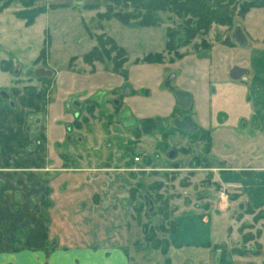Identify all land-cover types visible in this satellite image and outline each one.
<instances>
[{
    "label": "rangeland",
    "instance_id": "374dc122",
    "mask_svg": "<svg viewBox=\"0 0 264 264\" xmlns=\"http://www.w3.org/2000/svg\"><path fill=\"white\" fill-rule=\"evenodd\" d=\"M244 2L232 0L228 5L234 10L230 24L212 23L208 30L187 38L179 30L185 18L169 9L157 13L155 26H126L113 17H104L107 0H37L34 4L44 6L46 11L32 26L20 27L22 49L13 40L4 42L9 54L21 63L11 77H17L16 82L25 84L27 90L39 87L45 96L52 93L48 99L52 96L53 100L54 91L69 86L64 98L69 103L71 98L81 102L78 116L70 118V134L83 135L87 142L90 139V143L98 144L101 162L109 159V166L126 168V184L131 186L126 202L131 226L126 246L129 264H183L186 259L192 264H264V209L253 210L242 199L241 206H236V200L231 206L230 198L236 199L241 191L233 182L220 183L213 178L211 170L217 164L210 157V139L199 132L182 133L172 125L175 118L193 108L190 105L188 110H181L173 90L182 88L196 103L193 82L196 88L204 83L219 92L222 72L243 61L260 65L257 72L264 76V6L251 7L242 14ZM21 8L15 2L6 13L14 14ZM237 24L247 34L249 47L232 42L230 36ZM108 39L125 50L123 57L112 49ZM93 47L102 49V54L108 50L109 58L104 54L103 61H85L84 54ZM116 63L118 69H114ZM37 68L70 73L73 79L62 82L52 74L37 76ZM13 70L11 66L9 71ZM204 71L213 72L212 78L210 74L204 76ZM126 84L125 93L122 86ZM126 108L129 114L120 116ZM154 116L166 118L167 124L162 126ZM233 135L237 140L238 135ZM229 145L233 155L229 164L245 163L241 155L244 148ZM170 150L173 157L168 156ZM84 151L90 156L92 149ZM107 151L114 152L116 162L111 156L106 158ZM75 152L71 156L76 160ZM120 161H126V166ZM120 180L116 179V184L121 185ZM221 191L227 195L224 203L218 197ZM122 211L116 212L120 220ZM190 213L197 215L178 221L183 233L179 240L183 241L180 236L189 239L192 233L194 239L209 242L197 248H180L172 239V227L179 216ZM200 213L205 215L203 220L198 217ZM163 240L168 242L166 253L161 246L152 248L153 242Z\"/></svg>",
    "mask_w": 264,
    "mask_h": 264
},
{
    "label": "crops",
    "instance_id": "0c3cea01",
    "mask_svg": "<svg viewBox=\"0 0 264 264\" xmlns=\"http://www.w3.org/2000/svg\"><path fill=\"white\" fill-rule=\"evenodd\" d=\"M9 7L0 12V89L8 94V99L0 97V264H129L126 246L131 226L126 202L131 186L126 184V168L109 166V159L101 162L98 144L90 139L87 142L83 135L70 134V118L78 116L81 102L71 98L69 103L64 98L69 86L54 91L53 100L52 96L48 99L52 93L45 96L39 87L27 90L25 84L16 82L17 77H11L21 63L9 54L4 42L13 40L22 49L20 27L28 28L35 21L25 25L15 13H6ZM242 31L246 45L231 40L249 47L248 36ZM2 60L11 62L12 73L1 68ZM257 66L245 61L231 64L219 78V92L204 83L196 88L193 82L196 103L191 100L193 108L188 114L197 130L209 132V153L217 164L211 170L213 178L220 183L233 182L241 191L236 199L230 198V205L245 202L259 211L264 209V76L257 72L261 67ZM233 67L245 72L232 78ZM47 70L57 81L73 79L70 73ZM208 74L212 78L213 72H203ZM229 143L244 148L241 155L245 163L229 164L233 159ZM89 147L90 156L84 151ZM106 155L116 162L114 152ZM120 163L126 166V161ZM116 179H123V183L116 184ZM121 208L124 216L120 220L116 212ZM195 215L176 219L172 239L180 248H197L209 242L194 239L192 233L189 239L180 236L183 241L179 240L183 233L178 221ZM204 216L198 214L201 220Z\"/></svg>",
    "mask_w": 264,
    "mask_h": 264
},
{
    "label": "trees",
    "instance_id": "16d2710c",
    "mask_svg": "<svg viewBox=\"0 0 264 264\" xmlns=\"http://www.w3.org/2000/svg\"><path fill=\"white\" fill-rule=\"evenodd\" d=\"M35 1L37 0H0V12L17 2L22 8L15 12V16L24 20L25 25H31L35 18L45 11V7L35 5ZM225 1L226 0H107L109 4H107L108 8L104 17H113L126 26L134 24L147 27L157 24V13L159 11L169 9L178 16L185 18V25L179 27V30L184 32L186 37L189 38L197 31L208 30L212 23L225 25L232 22L234 10H230L228 7L232 0H229L227 4H225ZM115 6L120 7L119 10H115ZM261 6H264V0H245V2L241 4L242 14L251 7ZM130 8L131 11H129ZM170 37L172 36L170 35ZM107 42L111 44L112 49H114L118 55H125V50L117 46L114 41L108 39ZM107 52L108 50H104V54L108 59L109 54ZM102 53V49L100 50L97 47H93L89 52L84 54V60L87 62H91L93 59L103 61L104 54ZM11 66L9 60L1 61L2 69L10 70ZM114 69H118V63H116ZM198 132L209 141V132L198 129L194 133ZM258 216L257 214L255 218H258ZM175 226L176 224H173L171 232L174 231ZM245 240H248V238L245 237ZM160 246L161 251L166 253L168 247L167 240H163V242L158 241L156 244L155 242L152 243V248H158ZM226 262L225 260V263Z\"/></svg>",
    "mask_w": 264,
    "mask_h": 264
},
{
    "label": "water",
    "instance_id": "95a60500",
    "mask_svg": "<svg viewBox=\"0 0 264 264\" xmlns=\"http://www.w3.org/2000/svg\"><path fill=\"white\" fill-rule=\"evenodd\" d=\"M231 38L240 45H246L247 40L245 35L243 34V31L241 27L237 24ZM245 71L242 69H239L237 67H233L231 69V77L232 78H237L239 75L242 76ZM34 74L39 76V75H48L50 76L52 72L50 70L44 69V68H37L34 71ZM128 89V86H124V92L126 93ZM174 97L176 99V102L178 106L180 107L181 110L186 111L188 110L190 103H191V96L188 92L184 90H173ZM0 97L4 99H8V94L5 91H0ZM115 103H117V100H114ZM127 114H129V109H124L121 113L120 116L125 117ZM154 121L159 122L163 125L167 124V120L164 117L161 116H154L153 118ZM124 123H127L126 120H124ZM173 127L185 132V133H194L197 131V125L193 120L191 119L190 115L185 113L183 114L180 118H175L172 123ZM174 152L172 150L169 151L168 156L173 157ZM177 167V166H176ZM183 264H192L190 259H186Z\"/></svg>",
    "mask_w": 264,
    "mask_h": 264
},
{
    "label": "built area",
    "instance_id": "2783aa9c",
    "mask_svg": "<svg viewBox=\"0 0 264 264\" xmlns=\"http://www.w3.org/2000/svg\"><path fill=\"white\" fill-rule=\"evenodd\" d=\"M218 197L220 198V200L223 203L226 202V200H227V195H226V193H224V191L219 192V196Z\"/></svg>",
    "mask_w": 264,
    "mask_h": 264
},
{
    "label": "flooded vegetation",
    "instance_id": "af4514ba",
    "mask_svg": "<svg viewBox=\"0 0 264 264\" xmlns=\"http://www.w3.org/2000/svg\"><path fill=\"white\" fill-rule=\"evenodd\" d=\"M235 29V28H234ZM234 31V30H233ZM233 31H232V33H233ZM232 33H231V35H232ZM231 37V36H230ZM233 42V41H232Z\"/></svg>",
    "mask_w": 264,
    "mask_h": 264
}]
</instances>
